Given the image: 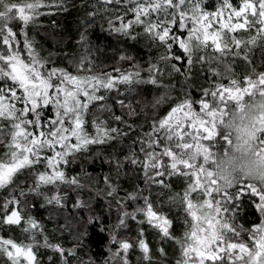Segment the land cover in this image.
Segmentation results:
<instances>
[{
  "label": "snow or ice",
  "instance_id": "obj_1",
  "mask_svg": "<svg viewBox=\"0 0 264 264\" xmlns=\"http://www.w3.org/2000/svg\"><path fill=\"white\" fill-rule=\"evenodd\" d=\"M123 2L102 0L103 5ZM128 3L132 7L127 8L126 13L131 12L133 18L125 21L122 16H117L118 25L110 20L115 31L127 34L134 25H142L153 41H158L165 49L159 60L179 62L171 63L174 72L187 77L195 63L206 62L210 81L212 77L216 79L210 87L202 89L198 98L185 94L165 117L152 125L144 138L134 141L140 145L143 159L137 156L135 149L126 157L142 168L147 182L168 187L167 177H191L179 197L191 218L184 237L172 236L171 221L156 211L153 203L144 196L142 206L132 213L123 210L118 224L112 227L109 243L117 247L110 249L111 259L117 264H129L127 254L134 245L128 239H118L117 229L127 226L126 218L136 219V213H140L144 216L140 223L147 222L163 237L177 240L181 249L177 264H264V220L246 230L236 223L235 217V205L243 196L257 198L255 209L264 217V172L258 173L259 182L251 179L250 170L244 168L238 175L235 169L219 173L220 164L215 159L217 155H228L229 149L233 148L235 131L237 148L246 149L264 161V72L245 76L242 80L229 77L227 73L231 71V65L224 59L242 55L240 49L245 41L233 33L255 29L257 35L250 37L247 41L250 44H255L258 37L264 38V0H240L239 8L230 0H223L221 8L211 14L203 11L197 0H128ZM62 6L63 0H18L11 3L0 0V119L11 122L7 152L0 155V189L13 185L16 176L25 169L33 170L35 178L30 191L37 195H43L40 189L49 185L80 186L78 179L67 177L63 170V165L70 162L67 157L85 150L87 145L103 144L126 135L119 127H109L102 120L94 122L96 135H90L84 128L83 117L92 102L106 99L104 95H97L101 90L118 91L119 84L141 82L138 66L131 70L113 69L117 75L79 76L64 69L47 68L23 29L24 47H20V34L10 26L12 21L18 20L26 26L42 14L40 9H61ZM213 21L218 27H214ZM174 46L183 55H177ZM24 50H27V58L22 56ZM200 52L205 55L197 58ZM243 55L247 59L246 52ZM213 62L217 67H211ZM185 63L188 71H182ZM83 64L84 60L80 66ZM221 65L226 71L220 70ZM85 71L91 72V69ZM146 71L149 77L144 82L159 83L157 76L161 69L156 63L150 64ZM252 71L255 73L254 68ZM245 97L250 99L245 100ZM254 97L260 100L254 101ZM165 99L166 96L159 97L153 107L164 103ZM50 104L55 108V116L46 120L43 109ZM117 104L128 107L129 114L136 112L123 100H117ZM99 107L111 111L103 104ZM113 117L132 130L123 115L113 113ZM47 152L51 155H46ZM40 164L45 166L42 172L35 169ZM121 167L117 161V171ZM162 177L164 179H160ZM103 179L109 187L107 195L112 196L116 188L107 176ZM198 191L205 197L203 200L192 198V193ZM20 193L23 195L24 190L21 189ZM130 198L136 199V196ZM46 199L50 204L55 202L63 206L58 194ZM117 204L122 205V200L118 199ZM74 206L86 205L77 201ZM94 219L99 218H90L89 223ZM22 224V231L29 234L32 243L0 237V255L6 256L10 264H38L33 244L39 245L36 236L38 232L42 234L43 226L31 216L25 217L19 197L10 194L0 203V225ZM100 231L104 232L105 227L101 226ZM245 231L248 232L247 241L241 239ZM42 246L59 254L62 264H69L68 256H76L75 249L66 250L58 243H51L46 236ZM135 246L143 253L144 260L151 261L149 245L143 238H138Z\"/></svg>",
  "mask_w": 264,
  "mask_h": 264
},
{
  "label": "trees",
  "instance_id": "obj_2",
  "mask_svg": "<svg viewBox=\"0 0 264 264\" xmlns=\"http://www.w3.org/2000/svg\"><path fill=\"white\" fill-rule=\"evenodd\" d=\"M197 2L203 11L211 14L221 8L223 0ZM230 2L234 7H240V0ZM130 7L132 5L128 0H124L120 5H103L102 0H63L61 9L42 8L40 9L42 14L26 26L18 20L11 22L10 26L20 34L18 38L21 41V49L24 47V37L21 34L23 29L47 68H60L79 76L102 73L117 75L113 72L116 68L131 70L138 66L141 69V82L119 84L118 91L101 90L97 95H104L106 99L89 105L83 117L84 128L88 134L95 136L94 122L102 120L109 127H119L126 135L103 144L87 145L85 150L67 157L70 162L63 165V170L67 177L78 179L80 186L65 183L59 184L58 187L49 185L40 189L43 195H37L30 191L35 178L33 170L25 169L16 176L13 185L0 189V203L9 198L10 194L19 197L23 215L31 216L43 226L42 234L38 232L36 236L39 245L33 244L38 264H62L59 254L42 246L45 236L51 243H58L66 250L75 249L76 256L67 257L69 264H117L111 259L110 249H115L117 245L109 243L110 232L112 227L118 224L122 211L134 212L138 206L144 204V196L153 203L156 211L171 221L172 236L183 238L191 223L185 206L179 202V197L187 188V181L191 177L178 175L167 177L168 187L147 182L142 168L131 163L126 157L135 149L137 156L143 159V153L139 152L140 145L134 141L144 138V134L151 130L152 125L165 117L171 107L185 94L198 98L202 89L210 87L216 77H212L210 81V74L207 71L209 65L206 62L195 63L187 77L174 72L171 63L179 62L160 61L159 57L165 49L158 41H153L143 30L142 25H134L127 34L115 31L109 21L112 20L114 25H118L120 21L115 19L117 16H122L125 21L131 20L133 14L126 13V9ZM213 24L214 27H218L215 21ZM232 35L245 41V44L241 46V56L224 58L231 65V71L227 75L242 80L245 76H255L264 72V38L258 37L255 44L247 43L251 36L257 35L255 29L240 30ZM174 51L177 55H183L175 46ZM245 52L247 59L243 55ZM25 53L27 54V50L22 52V56ZM201 55L205 53H198L197 58ZM82 60L83 67L80 66ZM152 63H156L161 69V74L157 76L159 81L157 84L144 82L149 77L146 69ZM211 67H217V64L213 62ZM87 68H90L91 72L85 71ZM253 68L255 73L252 71ZM220 70L223 71L222 65ZM182 71H188L186 63L182 65ZM222 82L227 83V80ZM161 96H166L165 102L153 107L155 100ZM117 100L125 101L136 110L135 114H129V108L120 107ZM101 104L111 111L99 107ZM113 113L123 115L127 124L132 125V130L124 123L115 121ZM43 115L46 120L53 119L54 106L50 104L43 109ZM0 129L3 130V134L0 135V140H3V143H0V155H3L7 152L11 122L0 119ZM46 155L51 153L47 152ZM117 161L122 164L119 171L116 168ZM35 169L42 172L45 166L36 165ZM105 176L116 188L112 196L107 195L109 187L104 183ZM21 189L24 190L23 195L20 193ZM53 194L62 197V207L55 202L51 204L47 202L46 197ZM131 195H135L136 199L130 198ZM174 197L176 199H173ZM192 198L203 200L205 197L198 191L192 193ZM252 198L243 196L235 205L236 223L246 230L261 222L260 215L255 209V198ZM118 199L122 200V205L117 204ZM77 201L83 202L86 206L75 207ZM90 218L99 219L89 223ZM142 220L144 216L136 213V219L126 218L127 226L117 229L118 239H128L134 245L127 254L129 264H177L181 259V249L177 240L163 237L158 229L147 222L140 223ZM101 226L105 227L104 232L100 231ZM22 227L23 224L0 225V237L32 243L29 234L23 232ZM247 233L243 232L241 238L246 237ZM138 238H143L148 243L151 261L144 260L143 253L135 246ZM0 264H10V261L6 256L0 255Z\"/></svg>",
  "mask_w": 264,
  "mask_h": 264
},
{
  "label": "clouds",
  "instance_id": "obj_3",
  "mask_svg": "<svg viewBox=\"0 0 264 264\" xmlns=\"http://www.w3.org/2000/svg\"><path fill=\"white\" fill-rule=\"evenodd\" d=\"M223 71L226 69L223 68ZM254 101H259V97H254ZM237 124L239 125L240 121L237 118ZM247 123V121H245ZM236 132H233V148L229 149L227 156L217 155L215 157L217 163L220 164V168L217 170L219 173H228L232 172L233 169L236 170V174H240L239 170L244 168L245 170H250V178L256 182H259L260 177L258 173L264 172V161H260L256 156L252 155L251 152H248L246 149H238L235 141Z\"/></svg>",
  "mask_w": 264,
  "mask_h": 264
},
{
  "label": "rangeland",
  "instance_id": "obj_4",
  "mask_svg": "<svg viewBox=\"0 0 264 264\" xmlns=\"http://www.w3.org/2000/svg\"><path fill=\"white\" fill-rule=\"evenodd\" d=\"M125 2H126V1H125ZM23 57H24V58H27V54L25 53V55H24ZM82 99H83V97H82ZM248 99H250V98H249V97H245V100H248ZM164 160L167 162V157H165ZM253 198H255V197H253ZM253 198H252V199H253ZM256 199H257V198H255L254 202L256 201ZM257 212H258V211H257ZM258 213H259V212H258ZM259 215H260V213H259ZM260 218H261L260 221L264 220V217H261V215H260ZM260 223H261V222H260ZM260 223H259V224H260ZM259 224H258V225H259ZM254 227H255V226H254ZM241 239H242V238H241ZM243 240H245V241L248 240V233L246 234V237L244 236Z\"/></svg>",
  "mask_w": 264,
  "mask_h": 264
}]
</instances>
